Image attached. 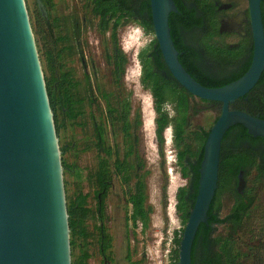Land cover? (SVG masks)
<instances>
[{"label": "water", "instance_id": "1", "mask_svg": "<svg viewBox=\"0 0 264 264\" xmlns=\"http://www.w3.org/2000/svg\"><path fill=\"white\" fill-rule=\"evenodd\" d=\"M262 1L250 0L254 50L249 70L226 86L210 88L179 60L169 23L179 12L175 0H150L155 37L171 74L191 94L223 104L205 144L178 264H193L198 230L208 223L226 132L241 124L250 135L264 137V119L230 109L264 73ZM0 264H72L62 151L26 0H0Z\"/></svg>", "mask_w": 264, "mask_h": 264}, {"label": "rangeland", "instance_id": "2", "mask_svg": "<svg viewBox=\"0 0 264 264\" xmlns=\"http://www.w3.org/2000/svg\"><path fill=\"white\" fill-rule=\"evenodd\" d=\"M26 3L31 21L33 20L40 34L35 36L39 54L43 60L45 77L51 75L47 59L49 50H52L54 56L60 54L62 57L61 63L65 66V70L73 72L75 81L80 83V92L86 98L85 112L82 117L70 120L65 114L59 115L64 125L58 137L60 148L67 147L65 153L61 150L62 162L64 160L69 165V172L64 169L67 204L70 199L75 200L77 197L85 196V206L90 210L84 221L89 237L86 243L81 241L82 250H86L89 254L87 264H175L178 250L176 238L180 237L186 227L177 212L178 191L186 187L187 182L180 174L171 127L165 133L163 149L158 144L154 98L151 92L141 84L142 64L139 53L153 44L155 34L146 33L136 22L126 24L118 31L119 46L128 58L124 77L125 86L130 93L134 109L141 114L143 123L139 132V156L145 165L142 175L147 173V205L153 209L150 222L145 227L140 222L134 226L132 221L127 220V215H130L132 211V207L126 202L130 186L120 176L114 177L102 217L98 211L96 197L98 184L95 176L98 171L100 152L94 144L93 115L99 124L103 121V126L107 130L108 146L112 148L117 145L122 157L126 147V139L121 131L122 123H116L113 126L107 124L106 127L105 117H100L102 112H106L102 93L113 89V68L106 58L108 50L111 51L113 48L110 33L106 36L100 34L97 28L98 19L91 14V6L86 0H54V6L51 8L46 7L43 0H26ZM39 12L42 13L45 21L38 18ZM55 17L66 21L60 22L62 28H55L53 40L60 29L63 32L70 28L72 19V21L77 20L82 27V34L79 32L80 41L73 39L72 45L57 44L55 40L46 42L41 28L45 29V25L52 23V18ZM240 40L234 37L229 41ZM224 42L225 37L218 35L216 31L211 37L202 40L209 51H213L215 46L224 45ZM222 50L225 51V49ZM59 61L56 64H60ZM196 114L197 117L192 121L191 129L204 127L209 130L215 114L209 111H200ZM129 161L135 164V157H131ZM131 171L134 170L131 169ZM102 226L106 227L112 238L109 262H105V257L101 253L99 227ZM245 239L246 245L241 242L238 245L246 254L243 263L264 264V249L250 250L251 244L247 236L243 240ZM80 255L81 251L78 249L77 256ZM128 255L131 259H128Z\"/></svg>", "mask_w": 264, "mask_h": 264}, {"label": "flooded vegetation", "instance_id": "3", "mask_svg": "<svg viewBox=\"0 0 264 264\" xmlns=\"http://www.w3.org/2000/svg\"><path fill=\"white\" fill-rule=\"evenodd\" d=\"M180 1L187 7H194L197 10L199 21L202 22L201 25H195L189 30L186 28L181 29V37L185 42V45L192 48L190 53L187 51H178L179 60L180 57L183 58L184 63L180 62L185 64L183 66L187 69V71L199 83L207 87L210 86V88L222 87L224 86L223 83L226 84L225 82L229 81L236 74L246 73L251 66L254 50V38L250 16V0ZM262 12L264 20V1H262ZM70 22V28L68 29L70 31L72 30L71 35L73 32L77 33V31L82 34V27L79 23H76L75 20L72 21V19ZM192 23V20H188V25H191ZM73 24H77V28H74V26L72 28ZM215 31L218 35L225 37V42L223 43L224 45L215 46L213 51H209L202 43V40L207 37H211ZM107 33H110L112 40V32L109 31ZM234 37L241 40L230 42L229 40ZM112 44L113 48L111 51L108 50L106 58L108 63L113 68V89L110 91L114 93L115 104H117L115 105V108L118 112L115 117H117L118 114L126 112V114L120 115V117H127L129 124L128 132L133 136L134 140H136V143L134 144L136 156L132 155L131 157H137L139 170L142 174L145 166L139 156V132L141 131L143 124L142 117L140 112L134 109L130 93L127 91L125 86V79L123 85L125 87V94L129 100V105L124 107L121 104H118V99L116 97L119 95L118 81L114 73V62L113 60H108V54H110V56L113 55V40ZM222 49H225V51ZM159 72L166 79V83L177 84L181 91L185 89L174 78L167 65L166 68L161 69ZM214 85L216 87H211ZM146 89L151 92L154 98V111L157 116L153 92L149 88ZM185 95L187 96L186 99L188 102V110L185 114L187 123L184 126L185 134H183L185 141L180 148H177L174 141L175 122L171 128L180 174L187 182L186 187H192L196 182H199L200 167L205 154V144L212 127L222 115L223 104L221 102L201 99L187 90L185 91ZM165 109L174 121L181 117L178 112L176 102H172L171 100L167 101ZM230 109L244 111L255 117L264 119V73L251 92L247 94V96L237 99L234 103L230 104ZM105 111L106 112L100 117H105L104 120L106 121L109 120L110 116L107 109ZM200 111H209L215 114V119L209 130L204 127H197L194 130L191 129L192 121L197 117L196 113ZM107 122L108 121H106V127L108 126L107 124H110ZM198 132L202 135L207 133L203 155L198 154L200 147L199 140L197 139ZM106 133L107 130L105 129L104 146L108 149L110 146H108L106 142ZM111 149L113 176L103 205L99 207L98 202L99 208L105 207V201L108 197L110 189L113 186L114 177L118 178L116 165L118 164L119 158L121 160H129L131 158L126 155V147L123 157L121 156L117 145H114ZM183 152L186 154L183 163L180 164L178 158L180 153ZM100 153L101 156L107 154L104 148L100 151ZM198 165L200 166L197 171V168L195 167ZM184 168H187L186 174L184 173ZM97 190H99V186ZM100 197L101 203L103 201L102 196ZM103 209L105 211V208H102V210ZM208 215V223H206L202 228L200 226L196 236L193 248V264H207L206 260L210 257H214L219 251L218 240L220 239L229 240L238 247L241 243L246 245V239H243L247 236L249 243L251 244V246H249L250 250L260 248L264 249V137L250 135L248 130L241 124L231 127L223 138L218 188ZM237 222L238 225H236ZM238 249H240L241 252L239 261L241 264H244L243 260L245 259L246 254L243 250H241V248L238 247ZM109 261L111 260L105 258V262Z\"/></svg>", "mask_w": 264, "mask_h": 264}, {"label": "trees", "instance_id": "4", "mask_svg": "<svg viewBox=\"0 0 264 264\" xmlns=\"http://www.w3.org/2000/svg\"><path fill=\"white\" fill-rule=\"evenodd\" d=\"M46 7L51 8L54 6V0H43ZM88 4L91 6V14L98 19L97 28L102 36H106L107 32H112V40L114 41V49L113 55L110 56L108 54V60L114 62V73L117 77L118 81V92L119 95L116 96L118 99V104H121L124 107L129 105L128 97L125 94V87L123 85L124 76L127 69L128 58L122 51L121 47L118 46V31L124 25L130 22L138 23L146 33L154 32L152 13L150 0H86ZM179 12L172 13L170 15L169 23L171 27L172 37L175 43V46L178 51H187L191 52L192 48L187 47L185 42L181 37V29H191L195 25H201L202 22L199 21L197 10L194 7H187L180 0H175ZM88 5V6H89ZM51 17V16H49ZM38 18H41L43 21L45 19L42 16V13L39 12ZM52 23H47L45 25V29H42V36L46 42H50L51 40L57 42V44H71L73 38H80L79 31L69 33V29H65L63 32L60 29L58 35L54 37L55 28H62L60 22L66 21L62 20L60 17L52 18ZM188 20H192L193 23L188 25ZM40 21V20H39ZM38 21V22H39ZM77 23V20L75 21ZM34 24L32 20V25ZM40 25V23H39ZM77 28V24H73L72 28ZM42 27H44L42 25ZM37 28V26H36ZM35 28L34 24V33L36 35H40L38 29ZM117 47V50H116ZM49 58L47 59L49 62V68L51 71L50 76H46V83L48 88V94L50 97L51 107L54 111L55 122L57 133L59 134L63 129V120L60 119V114H65L70 120H76L79 117H82L85 112V100L86 98L82 96L80 92L78 81H75L73 72L70 70H65V66L61 63V56L58 54L54 56L52 50H49ZM41 57V56H40ZM139 59L142 64V75H141V83L145 88L151 89L153 95L155 97V109L157 112V116L155 119L156 123V137L158 144L161 149L165 144V132L168 128L172 127L175 122V136L174 141L177 148H180L185 141L184 135L186 125V113L188 108L187 96L185 95V89L181 91L177 84L175 83H166V79L159 72L161 69L166 68L164 63V59L161 51L159 50V45L156 38L153 41V44L141 51L139 53ZM60 60V61H59ZM41 61L42 57H41ZM59 61L60 64H56ZM180 61L184 63L183 58L180 57ZM58 65V66H57ZM185 65V64H183ZM248 68V66H247ZM246 68V70H247ZM245 70V71H246ZM244 73L236 74L229 81H226L223 85L226 86L238 79H240ZM210 87V86H208ZM211 87H216L211 86ZM223 87V86H222ZM102 98L106 105L107 112L109 114V120L107 123L112 124V126L116 123H122L121 130L125 134V142H126V150L127 157H131L132 155L136 156V149L133 136L128 132V120L127 117L123 118L120 115L126 114V112L122 114L116 113L118 110L115 108V97L114 93L111 91L103 92ZM176 102L178 112L181 117H179L176 121L171 119L169 113L166 111L165 107L167 101ZM92 101V100H91ZM104 113H101V116ZM95 121V135H94V144L98 150H104L107 152L104 156H101L99 160V170L96 173V182L99 186V190L96 192V197L99 202V207H101L104 203V200L107 196L110 182L112 180V149L109 147L105 148V127L103 126V121L99 124L96 119ZM102 119V118H101ZM105 125V124H104ZM207 133L201 134L198 132L197 139L199 140V153L203 155L204 143L206 141ZM63 153L66 152L67 147H62L61 149ZM188 150V149H187ZM99 151V152H100ZM185 152L180 153L179 155V163L182 164ZM139 163L137 161V157L135 158V164H133L128 159H120L118 160V164L116 165L117 175L122 177L123 181L130 186V190L127 192L126 202L129 206L132 207V211L130 215H127V220L132 221L134 226H136L139 222L143 224V226L147 227L150 222V216L153 209L147 205V184H146V174L142 175L139 170ZM198 165L197 171H198ZM63 167L66 172H69V165L66 161L63 160ZM142 167V165H141ZM134 170V171H131ZM187 168H184V173L186 174ZM132 172H134L132 174ZM199 175V174H198ZM133 182V184H131ZM199 182H196L192 187H183L178 191V202H177V212L180 215L183 223L186 225L189 219V215L191 210L193 209L196 197L198 193ZM100 196H102V201L100 203ZM86 197L80 196L75 200H68V213H69V224L71 230V250H72V264H87L89 259V254L86 250H82L81 246L83 245L81 241L86 243V239L89 237V234L85 230L84 221L85 218L88 217L90 210L86 208ZM98 207V211L101 213V217L103 216L104 209ZM128 214V212H127ZM238 225V222L236 223ZM205 224L201 225V228L204 227ZM99 240L101 245V253L107 259L111 260V249H112V238L109 235L106 227H99ZM184 230L182 231L179 238H176V244L178 246V250L176 251V262L178 264L179 261V249L180 242L183 237ZM219 251L214 257H210L206 260L207 264H241L239 258L241 257V252L238 247L233 244L229 240H218ZM80 249L81 255L77 256V250ZM194 256V254H193ZM128 259H131L130 255H128Z\"/></svg>", "mask_w": 264, "mask_h": 264}]
</instances>
